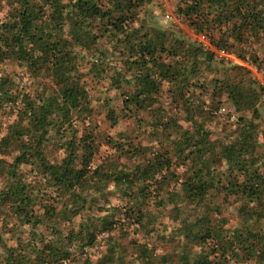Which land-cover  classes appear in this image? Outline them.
Instances as JSON below:
<instances>
[{
    "label": "rangeland",
    "instance_id": "rangeland-1",
    "mask_svg": "<svg viewBox=\"0 0 264 264\" xmlns=\"http://www.w3.org/2000/svg\"><path fill=\"white\" fill-rule=\"evenodd\" d=\"M10 2L0 0V23L9 20V11L16 5ZM177 6L178 0H151L141 8L139 19L134 25L144 26L142 30L159 26L170 37L181 36L188 50L192 49V45L187 42L197 46L195 48L199 52L203 50L214 53L210 60H205L203 53L196 60L184 54L190 58L191 63H195L197 74H190L189 80L184 82L183 91L180 92L176 84L161 79L157 100L150 108L137 110L134 105L126 108L122 100L128 91L127 84L124 78H119L118 72L120 69L122 73L126 72L127 79L131 78L124 63L128 51L124 44L115 45V38L112 39L103 30L102 23L93 22L97 38L75 47L76 60L82 58L78 76L86 87L87 108L82 111L72 110L68 125L60 124L48 129L43 148L50 162L60 163L67 153L66 147L74 142L78 157L84 155L88 158L91 170L98 166L100 171L110 168L129 171L154 152L171 148L172 141L178 138L171 128L160 132L157 126L161 116L173 119L182 129L193 133L194 138L198 137V128H204L209 131L208 136L215 146V154L206 155L203 165L207 164V167L202 169L205 177L212 178L215 184L207 193L208 205L181 200L178 207H175L169 202L167 191L174 190L182 194L181 182L187 180L199 167L198 155L192 154L188 158L172 155V173L161 184L159 193L155 195L149 189L145 200L139 188L135 190L132 187L128 191L112 180L100 188L97 179L89 173L83 191L88 201L76 216L66 220L62 214L74 203L71 197L59 195L37 172L34 164H21L17 166L15 175H9L7 167L15 159L18 148L17 145L1 146L0 190L13 182L25 183L36 196L35 212L40 218L45 215V205H54L55 209L60 208V212L48 219V224L34 225L33 219L29 223L18 222L15 213L6 205L0 208V264H60L55 262L57 257L54 254L44 257L47 252L43 254L39 251L45 244L53 242L55 230L67 235L70 230L79 231L81 224L86 222L91 223V230L96 235L89 244L82 247L80 244L83 240L72 242L68 247L69 259L62 261V264H145L143 249L147 250L152 264H182L183 255L190 257V264L196 259L205 264H264L253 255L260 245L256 239L249 237L246 242L247 245L252 243L253 249L234 239L239 233L242 234L241 239L244 238L248 227L261 232L260 235L264 234V219L249 216L250 211L264 210V199L248 200L236 197L229 191V182H241L243 177L218 153L220 145L237 139L239 126L246 121L255 125L256 142L251 156L246 155V158L249 163L253 158L264 164V100L257 91L254 99L257 113L253 117L251 109H241L233 104L228 89H225L226 84L233 86L239 83L243 98H253L257 86L241 62L264 63V30L260 29L256 33L243 30V37L237 40L231 31L232 24L228 23L221 31L224 32L222 39L226 43L217 47L210 41L208 32L206 36L195 31L176 13ZM48 8L46 6L47 11ZM167 14L171 18L167 19ZM73 26L74 20L70 18L60 22V32L68 40ZM220 36L221 33L217 32L215 41ZM96 58L98 62H95ZM0 75L12 79L11 91L17 95L12 104L7 101L1 106L0 130L3 134L23 114L24 100L45 94L54 95L58 88L50 74L41 73L36 76L16 59L1 62ZM108 106L117 115L115 123L108 119ZM83 142L92 145L91 153L82 147ZM137 206L143 214L142 224H129L130 221L128 223L124 218V212L136 210ZM105 214L117 223L112 230L100 232V218ZM189 222L197 223L193 229L196 232L201 227L198 224L203 226V230L207 227H221L223 238L228 239V242L221 243L216 238L201 241L187 237L184 225ZM117 243L120 244L119 251L113 249ZM111 256H121L122 260L118 258L117 261L109 262Z\"/></svg>",
    "mask_w": 264,
    "mask_h": 264
},
{
    "label": "trees",
    "instance_id": "trees-1",
    "mask_svg": "<svg viewBox=\"0 0 264 264\" xmlns=\"http://www.w3.org/2000/svg\"><path fill=\"white\" fill-rule=\"evenodd\" d=\"M10 1L16 5L9 11V20L0 23V63L6 59H16L24 63V66L36 76L41 73L50 74L58 88L54 95L45 94L24 100L25 108L19 120L12 123L6 133L3 134L0 130V147L17 145L18 148L15 159L7 167L9 175H15L17 166L21 164H34L37 172L57 190L59 195H68L73 200L71 208L64 210L62 214L65 215L63 217L66 220H69L70 217L76 216L88 201L83 191L89 173L97 179L100 188L105 187L112 180L128 191H131L132 187H135V190L139 188V193L145 200L148 190L151 189V192L157 195L161 184L166 182L167 175L172 173L170 156L188 158L195 154L198 155L199 167L187 180L181 182L182 194L171 190L167 191V197L175 207H178L181 200L208 205L207 193L215 184L212 178L205 177L202 169L207 167V164L203 165V161L207 159L206 155L215 154V146L210 141L209 131L204 128H198V137L194 138L193 133L188 129H182L173 119L161 116L158 118L157 126L160 132H166L171 128L178 138L172 141L171 148L163 152H154L151 157L136 164L129 171L118 168L100 171L98 166L91 170L89 159L84 155L78 157L74 142H70L66 147L67 153L60 163H52L44 154L43 140L47 138L45 134L48 129L70 123L72 110L82 111L87 108L86 87L78 76V66L82 58L76 60L75 47L97 38L93 22L102 23L103 30L108 32L112 39L115 38V45L124 44L128 51L129 55L124 63L126 71L129 70L131 73V78L127 79L126 72L122 73L120 69V73L118 72L119 78H124L123 81L127 84L128 91L122 100L126 108L129 107L128 105H134L137 110L150 108L157 100L161 79L176 84V88L182 92L185 88L184 82L189 80L190 74L194 75L195 72V75L197 74L195 63H191L187 56H193V60H196L203 53L205 60H210L214 53L203 50L199 52L197 46L187 42L192 45L190 51L186 45L184 46L185 40L181 36L170 37L171 35L168 36L159 26L149 27L150 30L147 28L142 30L144 26L135 27L141 8L151 0ZM46 6L49 7L48 11ZM176 13L195 31L206 36L208 32L210 41L217 47L226 43L222 39L224 32L221 31L228 23L232 24L231 31L232 34L235 33L233 36L237 40L243 37V30L254 33L259 32L260 29L264 30V0H178ZM69 18L74 20V26L70 34L71 38L68 40L60 32V22ZM101 27L98 29L100 30ZM217 32L221 33V36L215 41L214 36ZM96 60L98 62L97 58L95 62ZM187 67L191 69L188 68L187 71ZM11 80L0 75V109L4 102L10 101L12 104L17 99V95L11 91L13 89ZM225 89H228L227 93L233 104L241 109H251L253 117H256L254 99L257 91L259 94L258 87L255 88L253 98L246 100L243 98L239 83L233 86L226 84ZM107 116L111 122H117V115L109 106ZM239 127L237 139L220 145L218 151L219 156L243 177L241 182H229V191H232L236 197L261 201L264 199V164L253 158L249 163L246 158V155L251 156L256 144L255 125L244 121ZM85 143L83 142L82 147L91 153L92 145ZM4 205L15 213L18 222L29 223L33 219L34 225L48 224V219L60 212V208L55 209L54 205H45L43 207L45 215L40 218L35 212L36 196L28 190L25 183L18 181L0 190V208ZM138 206L136 210L130 209L129 212H124V218L128 223L130 221L129 224H142L143 214ZM252 215L257 219H264V210L250 211L249 216ZM45 216L48 218L44 219ZM100 220L101 227L98 230L100 232L112 230L113 225L117 223L108 214L102 216ZM198 225L201 227L196 232L193 229L197 223H185L187 237L201 241L216 238L221 243L228 242V239L223 238L221 227H217L218 229L207 227L203 230V226ZM81 226L79 231L70 230L67 235L55 230L53 242L45 244L39 252L43 254L47 252L44 257L54 254V257H57L55 262L62 264V261L69 259L68 247L72 242L83 240L80 244L82 247L89 244L96 235L91 230V223L86 222ZM246 234L241 239L242 234L239 233V237L234 238L235 241L238 240L245 244V247L253 249L252 243L247 245L246 242L249 237L256 239V243L260 245L254 250L253 255L264 262V234L260 235L261 232H255L249 227ZM113 249L119 251L120 244H114ZM142 253L144 263L152 264L147 250L143 249ZM118 258L122 260L121 256L115 258L111 256L109 262L117 261ZM189 261L190 257L183 255L182 264H190ZM192 264L205 263L196 259Z\"/></svg>",
    "mask_w": 264,
    "mask_h": 264
},
{
    "label": "built area",
    "instance_id": "built-area-1",
    "mask_svg": "<svg viewBox=\"0 0 264 264\" xmlns=\"http://www.w3.org/2000/svg\"><path fill=\"white\" fill-rule=\"evenodd\" d=\"M166 18H171L168 14ZM249 71V74L256 86L259 88V95L264 100V63L254 64L252 62H241Z\"/></svg>",
    "mask_w": 264,
    "mask_h": 264
}]
</instances>
